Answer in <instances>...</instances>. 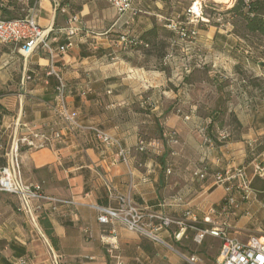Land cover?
I'll return each mask as SVG.
<instances>
[{
	"label": "crops",
	"instance_id": "obj_1",
	"mask_svg": "<svg viewBox=\"0 0 264 264\" xmlns=\"http://www.w3.org/2000/svg\"><path fill=\"white\" fill-rule=\"evenodd\" d=\"M70 3L84 31L55 61L68 86L69 107L83 125L105 130L131 154L127 162L118 161L117 149H105L91 133L65 129L51 108L59 82L49 74L45 51L24 58L17 46L0 45V141L10 146L31 130L60 131L63 138L52 147L22 149V170L27 182L72 202L61 208L62 214L42 219L57 238L55 247L42 221L33 222L16 197L0 192V264H54L55 255L61 264H115L101 240L112 230L123 264H216L221 240L210 235L200 243L195 239L210 227L204 222L210 209L228 197L215 174L245 165L253 184L264 178L254 177L255 166H264V46L234 35L230 21L221 25L224 30L211 20L196 23V38L177 32L149 35L173 18L170 10L181 0H133L134 11L123 16L107 0ZM30 11L52 38L68 27V16L56 13L50 0H38ZM127 32L142 44L123 49L118 38ZM63 43L60 36L57 44ZM240 67L249 73L247 80L237 74ZM224 70L230 81L222 85L213 77L216 101L204 102L205 82L197 75ZM211 119L219 120L210 129L209 145L201 130ZM222 132L228 139L220 140ZM143 139L149 144L144 152L139 150ZM198 170L208 176L197 179ZM110 190L130 194L148 212L182 225L164 228L158 233L161 241H154L120 223L102 224L99 208L118 207ZM261 190L247 193L246 200L236 193L243 201L237 218L223 215L218 221L229 222L242 241L253 237L244 233H263L251 221L262 211L255 194Z\"/></svg>",
	"mask_w": 264,
	"mask_h": 264
},
{
	"label": "built area",
	"instance_id": "obj_2",
	"mask_svg": "<svg viewBox=\"0 0 264 264\" xmlns=\"http://www.w3.org/2000/svg\"><path fill=\"white\" fill-rule=\"evenodd\" d=\"M50 1L56 13L68 16L67 28L58 30L57 35L52 38L51 32L43 29L38 24L36 16L31 11L24 18L13 20H8L0 14V45L17 46L19 53L24 58L30 57L38 50L45 51L50 58L49 74L55 75L59 82L56 102L51 108L64 124L65 129L72 133H91L105 149H117L118 161L127 162L131 152L123 147L118 138L97 126L83 125L69 107L68 86L57 73L55 61L59 54H65L76 45V38L83 33L84 29L80 25L78 16L71 14L70 0ZM107 1L117 9L120 16L134 11L133 0ZM195 4L189 9V14L197 17V23L200 21L209 22L208 19L201 18L204 8L203 3L201 4L200 14L194 12ZM174 30H178V34L183 37L195 38L198 35L196 28L188 31L183 28L178 29V26L175 25ZM60 36L64 37L65 43L57 44ZM118 41L123 49L142 44L137 37L129 32L121 34ZM178 112L181 111L178 110ZM210 123L211 121L201 130V136L206 144L212 145L213 138L209 133ZM228 137L227 132L220 134V140H226ZM62 138L63 134L60 131L53 130L49 134L43 131L31 130L29 134L14 139L10 146L0 141V192L16 197L21 212L29 216L33 222L39 220L41 216L49 218L62 214L61 208L72 205V202L52 197L44 191L42 184L29 183L24 179L21 160L22 149L34 151L52 147L55 141L62 140ZM148 147L147 142L140 141V151L144 152ZM194 176L199 180H204L208 173L204 170H198L194 172ZM214 177L217 185L226 188L228 197L219 208L210 209L209 215L204 219V222L209 224L210 227L201 231L196 236V241L200 243L206 235L221 240V251L216 264H264V235L262 237L253 236L247 241H242L232 234L233 227L229 222L218 223L223 215L235 217L236 211L240 208L236 193L242 194L243 199L246 200L248 198L246 194L252 191L253 179L248 173V168L245 165L228 168L216 173ZM254 177H264V166L260 164L255 166ZM110 197L117 198L118 207L99 208V222L102 224L120 223L129 231L154 241H161L158 233L164 228L174 223L182 225V222L175 221L162 214L148 212L147 209L136 204L130 194H115L113 190H110ZM84 232L88 237L92 236L88 229ZM116 239L114 230L109 234H103L101 237L102 242L108 248V253L114 258L115 264H123L121 256L117 254L119 245ZM60 261L61 257L55 255L54 264H61ZM192 261H195V259H192Z\"/></svg>",
	"mask_w": 264,
	"mask_h": 264
},
{
	"label": "rangeland",
	"instance_id": "obj_3",
	"mask_svg": "<svg viewBox=\"0 0 264 264\" xmlns=\"http://www.w3.org/2000/svg\"><path fill=\"white\" fill-rule=\"evenodd\" d=\"M197 1L198 0H181V4L179 5V7H176L175 9L172 8V10H170V12H173V18H168L167 20H163V23L161 24V27H160L161 33L164 35H168L170 32H177L178 33V30H176V31L174 30L175 25L178 26V29L183 28V29H187L188 31L193 29V28H196V30L198 32V30H199L198 26H196V27L194 26V24L197 23L196 22L197 17L189 14V9ZM235 1L236 0H226L224 2H220V1L217 2L214 0H203L202 3H203L204 8H203V14H202L201 18H204L206 20L207 19L211 20V22L214 25L219 26V29L224 30L225 28L222 27L221 25H223V24L226 25L227 21H231V16L229 14H227V12L234 5ZM28 13L29 12H27V14ZM214 21H216V22H214ZM177 22H180V23H177ZM202 22L203 21H200L197 24H200ZM164 24H166L168 26L165 27ZM197 36L198 35H196V37ZM258 44L261 45V43H259V42H258ZM0 49H2V48H0ZM241 62H244V58H242ZM238 70L239 71L237 74L240 76L241 80H247V77H249V73L246 71V69L244 67H240V69H238ZM216 76H217V78H219V80H222V82H221L222 85H225L226 82L230 81V79H227V78H229V76L226 74L225 70L221 73H218V74L213 73V74L197 75V77H196V79H201V80H204V82H205L203 84L204 86L202 87V95H203L204 102H215L216 101V98H214V96L211 92L212 85L214 84V81L212 78L213 77L215 78ZM241 80H239V81L241 82ZM186 83H187V85H190V83H192V82L186 81ZM189 91L190 90H188L187 93H189ZM180 114H182V110H181ZM143 141H148V140L143 139ZM263 179L257 178L255 180L254 184L252 185V191L254 189H258L259 191H260V189H263V186H264V183H262ZM261 191H264V190H261ZM255 194H256V200L259 201V203H261V206H262L261 210L262 211L260 212V214H256L255 216H253L251 221L254 222L256 227L261 229L264 233V209H263L264 192H259V193H255ZM242 202L243 201L240 199L239 200L240 206H241ZM238 210L236 211L235 218H237ZM263 233H256V234L244 233V237H246L247 239L252 235L256 236V237H261L262 236L261 234H263ZM232 234L234 235V232H232ZM234 236H236V235H234ZM236 237L239 238L238 236H236Z\"/></svg>",
	"mask_w": 264,
	"mask_h": 264
},
{
	"label": "trees",
	"instance_id": "obj_4",
	"mask_svg": "<svg viewBox=\"0 0 264 264\" xmlns=\"http://www.w3.org/2000/svg\"><path fill=\"white\" fill-rule=\"evenodd\" d=\"M38 0H28V3L23 5L17 0H7V4L0 0V12L3 17L8 20L24 18L30 9L34 8ZM166 2L167 0H161ZM23 12V13H22ZM227 14L231 16V25L233 26V34L237 37L244 39L252 44L264 46V0H236ZM170 32L169 34H173ZM149 35L162 34L158 29H154L148 33ZM144 37H147L145 35ZM219 119H211L209 126V133L211 134V128L214 122ZM264 183V179L262 180ZM264 190V186L263 189ZM47 217L41 216L40 221ZM42 224L48 231L52 243L57 247V238L51 233L47 227V223L42 221Z\"/></svg>",
	"mask_w": 264,
	"mask_h": 264
},
{
	"label": "bare ground",
	"instance_id": "obj_5",
	"mask_svg": "<svg viewBox=\"0 0 264 264\" xmlns=\"http://www.w3.org/2000/svg\"><path fill=\"white\" fill-rule=\"evenodd\" d=\"M202 1L203 0H198L197 3L195 4V6H194V12L195 13H199V14L201 13V4H202ZM214 1L224 2L226 0H214Z\"/></svg>",
	"mask_w": 264,
	"mask_h": 264
}]
</instances>
